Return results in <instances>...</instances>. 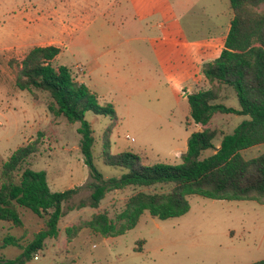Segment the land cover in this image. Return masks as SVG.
Segmentation results:
<instances>
[{
	"label": "rangeland",
	"instance_id": "obj_1",
	"mask_svg": "<svg viewBox=\"0 0 264 264\" xmlns=\"http://www.w3.org/2000/svg\"><path fill=\"white\" fill-rule=\"evenodd\" d=\"M144 2L151 10L136 15L128 0H0V165L42 132L31 167L47 172L50 188L64 191L84 185L89 179L80 147V122L69 123L65 117L51 113L49 93L16 86L21 60L37 45L61 47L55 65L71 68L77 79L97 94L100 104H113L116 119L92 111L85 116L94 131V163L105 179L126 172L105 163V141L111 154L132 151L146 164H178L183 161L187 137L192 132L218 129L215 144L219 147L223 133H232L249 119L246 115L217 113L203 125L190 118L188 95L210 85L205 76L197 77L201 62L195 60L194 49L177 43L178 39H196L192 33L188 35L194 25L200 40L212 25L227 19L230 11L233 16L230 1ZM161 9L175 15L166 12L168 17L161 16ZM163 21L171 29L161 31L159 24ZM219 43L222 41L216 42L215 52ZM231 90L224 91L227 98L221 101L239 108ZM213 152L207 150L202 157ZM262 153L264 143L242 151L246 159ZM169 189V185H158L112 191L101 201L100 211L106 210L114 217L132 193ZM89 193L82 190L74 202L87 198ZM189 201L191 207L186 214L159 219L146 211L134 228L109 241L97 234L87 238L85 229L69 244L67 253V249L59 248L62 238L67 237L66 222L78 212L72 210L59 224L60 238L48 239L45 247L35 253L40 259L33 257L32 264H71L78 255L81 257L76 264H249L264 259V204L201 195H192ZM22 215L25 225L9 231L26 244L44 227V218L27 210ZM4 225L8 229L9 223ZM74 225L80 227L73 235L88 228L84 220ZM6 248L7 258L21 253L20 247Z\"/></svg>",
	"mask_w": 264,
	"mask_h": 264
},
{
	"label": "trees",
	"instance_id": "obj_2",
	"mask_svg": "<svg viewBox=\"0 0 264 264\" xmlns=\"http://www.w3.org/2000/svg\"><path fill=\"white\" fill-rule=\"evenodd\" d=\"M229 1L233 19L224 48L219 57L204 66L210 87L188 95L190 118L203 125L217 113L246 115L249 119L232 133H223L219 147L215 144L218 129L208 127L192 132L183 161L178 164L161 161L146 164L132 151L111 154L109 142L105 141V163L126 170L118 178L105 179L94 163V131L85 116L92 111L116 119L113 104H100L97 94L80 82L71 68L55 65L61 47L37 45L24 56L16 74V86L21 90L49 93L51 113L65 117L69 123L80 122V147L89 179L84 185L53 191L47 172L31 167V159L39 151L42 132L14 150L0 165V220L9 223L8 232L0 235L3 242L0 248L15 246L22 251L15 258L0 256V264H26L45 247L48 239L58 238L59 223L68 211L87 206L99 208L106 195L115 190L170 186L167 191L132 193L124 209L114 217L106 210L94 213L85 222L94 234L123 235L138 224L146 211L159 219L182 216L190 210L192 195L264 204V153L250 159L242 154L243 150L264 143V0ZM231 89L238 98L239 108L221 101L227 98L224 91ZM210 149L214 152L202 157ZM84 189L89 190V196L74 202ZM24 210L44 218V227L26 244L9 231L24 225ZM79 227H67L68 238ZM249 264H264V259Z\"/></svg>",
	"mask_w": 264,
	"mask_h": 264
},
{
	"label": "crops",
	"instance_id": "obj_3",
	"mask_svg": "<svg viewBox=\"0 0 264 264\" xmlns=\"http://www.w3.org/2000/svg\"><path fill=\"white\" fill-rule=\"evenodd\" d=\"M128 2L131 5V7L133 8V10L135 11L136 15H139V13L142 15L143 11L151 10L149 5H147L144 2V0H128ZM166 12L169 15H171V17L175 15V14H173V12L165 11V9H161L160 13L164 14V15H161V16L168 17L167 15H165ZM228 18H229V21H228V24H227L226 20ZM228 18L223 20V21H221L218 24L212 25L208 29V31L206 33L201 34L202 39H200V40H197V36L199 35L198 34L199 30H198V27L196 25H194V27L192 29V32L189 31V33H188L189 36L192 33L193 37L196 38L195 40H193V39H178L177 40V43H179L180 45H182L184 47L185 46H188L189 48L192 47L194 49V52H195V53L193 52L194 56H195V60H197V59L200 60L201 64H199V67H198V75H197V77L198 76H205L204 72H203V75L200 73L201 70L204 67V64L208 63L210 61H213L217 57H219L222 49L224 48L225 40H226L227 34L229 32V29H230L231 21L233 19V16L231 15V11L229 13V17ZM159 25L161 27V31L165 30L166 27H169V28H167L168 30L171 29L170 25H168V23H166L164 21L161 22ZM172 27H174V26H172ZM177 28L180 29V25H177ZM178 31H180V30H178ZM174 32H175V28H173L172 33H174ZM184 32H186V30ZM218 40L222 41V43L218 44L220 46V48H219L218 52L217 51L215 52V47L217 46L216 42ZM215 53H216V55H215ZM58 57H57V59H58ZM81 69H84V68L81 67ZM204 79L207 80L206 77ZM81 82H83V80ZM194 84H195V82L192 83V85H194ZM189 137L190 136H188L187 138L189 139ZM115 191H117V190H115ZM100 205H101V203H100ZM88 208H90L91 210L89 212H85V211H87ZM100 209H101V206H99V208H93V207L87 206V207H83V208H80V209H74V210H77L78 212L69 221L66 222L65 227L67 228V227L73 226L74 224H76V223H78V222H80L82 220H84V223H85L87 220H89L91 218V216L94 213L99 212ZM69 213H70V211H68L66 213V215L61 219V221L65 217L69 216ZM4 223L5 222H2V220H0V231H3L5 228L7 229V227H5V225H4ZM14 228L17 231L19 229V227H14ZM85 229L87 230V236H86L87 238H91L92 235H95L89 227L88 228L83 227V228H81L79 230L77 235H72L71 238H68V236L66 238H62L61 245H60L59 249H67V253H69V251H68L69 244L71 242L75 241L77 238H79L80 234ZM60 232H61V228H60ZM97 236L102 237L103 241H109V240H111V239L116 237V236H102V235H98V234H97ZM58 238H60V233H59ZM58 238H52V239H58ZM6 249H7L6 247L5 248H0V256H2V255L5 256L4 252H5ZM18 249L20 251H22L21 248H18ZM18 255L12 256L11 258H15ZM38 256H39V258H38V260H39L40 259V255H38ZM77 257L78 258L71 259V264H76L77 260H80L81 256L78 255ZM33 261L34 260L32 259V260L28 261L26 264H32Z\"/></svg>",
	"mask_w": 264,
	"mask_h": 264
},
{
	"label": "built area",
	"instance_id": "obj_4",
	"mask_svg": "<svg viewBox=\"0 0 264 264\" xmlns=\"http://www.w3.org/2000/svg\"><path fill=\"white\" fill-rule=\"evenodd\" d=\"M34 257H35V259H38L39 258V256L37 254Z\"/></svg>",
	"mask_w": 264,
	"mask_h": 264
}]
</instances>
